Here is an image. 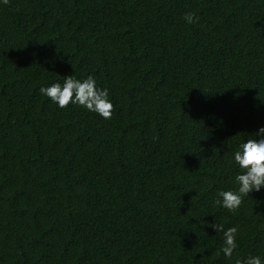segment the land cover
Masks as SVG:
<instances>
[{
    "label": "trees",
    "instance_id": "obj_1",
    "mask_svg": "<svg viewBox=\"0 0 264 264\" xmlns=\"http://www.w3.org/2000/svg\"><path fill=\"white\" fill-rule=\"evenodd\" d=\"M70 75L110 119L40 95ZM260 126L264 0L0 4V264L264 260V188L214 204ZM212 222L238 228L231 258Z\"/></svg>",
    "mask_w": 264,
    "mask_h": 264
},
{
    "label": "clouds",
    "instance_id": "obj_2",
    "mask_svg": "<svg viewBox=\"0 0 264 264\" xmlns=\"http://www.w3.org/2000/svg\"><path fill=\"white\" fill-rule=\"evenodd\" d=\"M8 0H0V4H7ZM188 24L195 22L192 12H186L183 17ZM42 97H46L58 108L77 105L85 110L95 113L102 119H110L112 102L109 99L107 88H100L92 75L84 79H77L73 75L64 77L63 83H53L39 89ZM245 142L238 145L233 153L234 166L240 171L234 177L237 187L234 190H220L216 193L214 204L233 212L239 208L244 197L253 191L259 192L264 188V126H260ZM215 233H223V243L220 251L225 258H231L237 247L236 235L238 228L233 226L224 229L223 224L212 222L208 224ZM238 264H264L260 256H249Z\"/></svg>",
    "mask_w": 264,
    "mask_h": 264
}]
</instances>
